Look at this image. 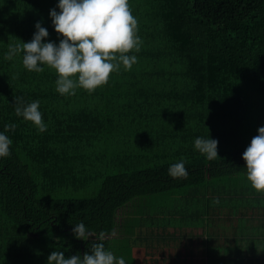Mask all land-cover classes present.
Returning <instances> with one entry per match:
<instances>
[{
    "label": "trees",
    "instance_id": "16d2710c",
    "mask_svg": "<svg viewBox=\"0 0 264 264\" xmlns=\"http://www.w3.org/2000/svg\"><path fill=\"white\" fill-rule=\"evenodd\" d=\"M58 2L0 0V133L12 141L0 158V264L82 256L96 241L75 238L80 222L125 264H264V193L242 159L264 126V0H129L137 63L75 95L56 91L47 66L25 69L22 53L4 59L37 22L42 42L59 44ZM17 97L40 102L46 131L15 115ZM208 135L211 161L194 148ZM181 160L187 179L172 178Z\"/></svg>",
    "mask_w": 264,
    "mask_h": 264
},
{
    "label": "clouds",
    "instance_id": "9594fccd",
    "mask_svg": "<svg viewBox=\"0 0 264 264\" xmlns=\"http://www.w3.org/2000/svg\"><path fill=\"white\" fill-rule=\"evenodd\" d=\"M59 12L50 10L55 32L62 37L59 44L42 42L48 37L46 28L40 22L35 24L36 32L30 42L9 44L4 59L11 61L21 53L22 65L28 71L37 73L53 70L57 79L56 91L61 95H75L77 88L95 91L108 83L112 73L121 66L131 70L137 63L136 55L129 53L140 51L141 41L137 35L138 22L133 16L129 0H59ZM38 100L25 102L23 97L14 101L15 115L31 122L39 132L47 125L42 120ZM15 124H6V131H14ZM251 139L250 145L242 154L246 165V179L252 189L264 193V126ZM12 141L0 133V158L10 155ZM218 141L197 137L194 148L209 161L218 157ZM172 178L187 179L185 161L181 160L168 169ZM219 203V200L213 201ZM75 238L85 241L93 237L96 242L90 244L89 252L65 257L64 251H52L47 264H125L123 256L117 257L105 249L102 241L106 233L95 235L86 229L83 222L72 229ZM92 240V241H93Z\"/></svg>",
    "mask_w": 264,
    "mask_h": 264
},
{
    "label": "rangeland",
    "instance_id": "374dc122",
    "mask_svg": "<svg viewBox=\"0 0 264 264\" xmlns=\"http://www.w3.org/2000/svg\"><path fill=\"white\" fill-rule=\"evenodd\" d=\"M159 198H157V197H152V203H153V205H157L158 204V202H159V200H158ZM149 202V200H147V203ZM150 207V206H149ZM132 257L133 258H135V257H137V256H139L140 254L138 253V252H133L132 253ZM136 259V258H135Z\"/></svg>",
    "mask_w": 264,
    "mask_h": 264
}]
</instances>
